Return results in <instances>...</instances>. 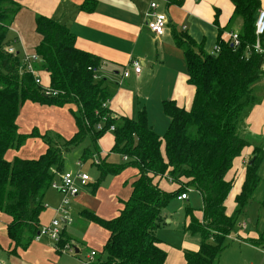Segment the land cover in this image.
Wrapping results in <instances>:
<instances>
[{"label": "trees", "instance_id": "trees-1", "mask_svg": "<svg viewBox=\"0 0 264 264\" xmlns=\"http://www.w3.org/2000/svg\"><path fill=\"white\" fill-rule=\"evenodd\" d=\"M179 4L180 0H165ZM241 25L236 32L239 45L217 41L218 54H207L188 36L173 34L186 61L187 83L193 88L189 109L175 103H163L169 119L166 132L159 136L144 120L113 118L107 107L110 90L98 70L101 60L75 47V37L58 19L38 15L35 33L40 42L36 53L40 62L36 69L48 76L49 87L56 96H45L30 74H20L21 57L17 38H8L9 28L21 5L16 0H0V215L6 219L5 234L13 243L12 253L24 251L33 242L40 224L43 197L53 181L54 170L63 165L62 150L71 149L85 139L98 154L97 141L114 127V144L110 153L121 157L118 164L100 160L96 165L104 176H115L126 168L135 169L129 197L122 202L118 215L103 219L82 211L89 222L107 233V240L97 257V264H164L166 250L156 236L163 223V209L171 199L196 191L202 199L200 218L186 210L189 219L183 230L200 236L196 251L183 252L185 264H218L225 239L236 231L239 218L252 202L260 182L257 174L264 159V149L254 147L244 166V181L235 197V210L225 213V199L233 180L227 179L236 158L250 144L239 135L247 113L257 99L253 84L263 75L264 55L254 51V25L259 0H230ZM96 0H84L81 10L92 11ZM13 48L15 52H7ZM61 107L70 110L76 131L63 148L48 144L37 159L5 160L7 151L18 147L31 134H20L17 119L27 104ZM97 125H101L97 129ZM94 158L87 152L84 158ZM126 159H123V158ZM254 157L253 162L248 165ZM167 180V181H166ZM166 181L174 186L166 191ZM62 235V234H61ZM247 242L264 246V232ZM60 241L59 247H63Z\"/></svg>", "mask_w": 264, "mask_h": 264}, {"label": "crops", "instance_id": "crops-1", "mask_svg": "<svg viewBox=\"0 0 264 264\" xmlns=\"http://www.w3.org/2000/svg\"><path fill=\"white\" fill-rule=\"evenodd\" d=\"M16 1L21 5V10L15 16L9 32L11 37L17 38L15 50L18 53H34L40 42V37L34 30L36 16L43 15L58 19L74 35V44L77 49L92 54L101 60V67L97 75L104 80L110 90L111 98L106 107L111 117L137 120L140 115H143L149 127L159 136L166 132L169 122L163 111V103L170 101L179 108L189 109L193 98V88L187 83L185 57L182 49L177 46L173 34L188 36L201 46L205 53L212 54L218 40L227 42L225 40L226 34L237 32L240 27V22L231 19L234 7L230 0H180L177 5L169 4L165 0H158L157 12L165 14L167 17L164 32L160 36L150 33L146 26L148 20L146 14L149 11L151 0H96L92 11L80 9L84 0ZM259 3V9L264 10V0H259ZM261 47L264 50V41L261 43ZM132 60L140 62L141 72L139 74H135L129 67ZM262 69L263 75L253 84V92L257 102L247 113L243 125L239 129L240 137L247 141L250 146L242 150L240 157L236 158L227 175V179H232L233 184L224 202L226 215H231L234 212V200L244 181L242 163L245 160L248 161L254 147L258 146L264 149V65ZM125 72L128 73V76L123 78ZM40 77L44 85H49L48 76L45 72L40 71ZM71 118L65 120L66 137L72 136L76 131L74 121L73 125L71 123ZM106 134H109L110 138ZM100 139H103L105 145H109L108 149L99 147ZM113 144L112 132L106 131L97 141L98 158L95 160L99 162L106 159L111 154ZM64 172L70 171L63 169V165L60 170L53 169L52 182L58 183L60 175ZM257 174L260 182L252 195V202L248 205L254 206L255 211L260 208L264 200V159L258 167ZM166 181H161L160 186L166 191H172L174 186ZM88 185L87 183L85 186L79 187V192L77 196L72 198V201L78 198L80 190ZM52 190H48L43 197V210L40 217H46L39 221L40 227L48 224L50 219L57 217L56 210L60 205L61 196ZM192 196H187V200L184 202H192V198H194ZM107 198L109 197L104 199ZM174 199L182 202L177 198ZM78 200L80 203L83 202L80 205L84 207L79 214L83 226H87L96 233L99 231L92 229L95 224L84 218L81 212L91 211L100 218L113 219L118 215L120 209V204L117 202L116 205L108 207L100 201L99 205L92 208L90 207L92 204L84 201L83 198ZM70 212L69 210L68 224L65 225L64 219L60 217L62 219V234L63 232L65 234L66 226L73 224ZM261 212H263V217L259 218L260 220H256V216L251 220L248 219V228L244 226L240 230L241 232L245 230L243 236L241 237L240 231L237 230L240 239H232L231 242H237L239 246H244L245 249L257 250L259 246L247 241L257 239L264 232V211ZM244 215L245 213H243ZM243 216L238 221L245 220L246 218ZM163 218L165 219L166 215ZM257 221L261 222L256 228ZM5 224L6 219L0 215V264H44L47 261H52L51 264H66L65 257L58 258V255L63 256L61 251L64 246L72 247L70 239H65L61 235V241L64 244L63 247H59L60 250H57L49 240L41 238L36 241L33 239L34 243L32 242L27 249L24 251L18 249L16 253H12L13 243L5 234ZM106 236L108 235L101 233L103 241L101 242V249L107 240ZM157 238L162 242L164 249H170L168 244L164 243L158 236ZM186 240L193 247V250L187 251L198 250L200 239L186 238ZM73 249L75 253H78L77 248L74 247ZM101 249L95 248L91 251H97L96 253L101 254ZM245 252L249 253L250 251ZM232 263L244 264L242 261ZM164 264H185L183 253L176 256L171 252L168 254L166 251Z\"/></svg>", "mask_w": 264, "mask_h": 264}, {"label": "rangeland", "instance_id": "rangeland-1", "mask_svg": "<svg viewBox=\"0 0 264 264\" xmlns=\"http://www.w3.org/2000/svg\"><path fill=\"white\" fill-rule=\"evenodd\" d=\"M154 1L157 3L158 0ZM235 21L240 22L241 25V21L237 17L235 18ZM10 37L11 34L10 32H8V38ZM14 47L16 48V46ZM69 109H72L73 111L76 110L74 105L55 107L27 103L21 109V112L17 119L18 131L20 134H31L33 131H35V134L26 138L18 147L7 151L5 160L11 161L14 158L28 160L37 159L41 154H44L48 144L50 143L51 145L56 144L57 147L63 148V143L71 138V135L68 137H66L65 135V120H68L69 117L71 118ZM70 120L73 125L72 118ZM106 136L110 138L109 134H106ZM88 145L89 140L85 139L82 143H79V145L74 146L67 151H65V149L62 150L63 169L73 173L79 171L80 173L87 175L89 178V185L80 190L79 197L74 201H72V199L69 200L68 209L71 211L70 216L73 220V224L70 226H66L65 234L64 232L62 234L61 223L60 232L65 237V239L71 240L72 245L71 250L64 249L61 251V254H63V256L58 255V258L65 257L66 264H69L68 262H71L73 264H86L89 252L91 250H95V248L98 250L101 249V242H103L101 239V233L108 235L105 230L98 228L96 225L92 226V229L99 231L98 233L90 230L89 228H87V226H83L84 224L79 218V214L80 210L84 207H81L80 204H83V202L80 203L78 199L83 198L84 201L92 204L90 206L92 208H95V206L99 205L100 201L103 202L104 206L108 207H112V205L114 204L116 205L117 202L120 204L119 208H121L122 202L129 197L131 182L134 180L136 173L135 169L126 168L118 175L104 176L100 169L94 164V160L98 158L95 149L93 147H89ZM99 147L106 150L108 149L109 145H105L103 139H100ZM87 152L95 154L96 157H89V159L84 158L85 160H83L82 157ZM120 162L121 157L114 153L109 154V156H107V158L105 159V163L118 164ZM245 162L246 160L242 163L243 167L245 166ZM51 190L52 189L49 188V191ZM186 194L187 196L193 195L192 197L194 198H192V202H178L175 199H171L166 208L162 211L163 217L166 215V218L163 219V223H161L159 228H157L155 231L156 235L161 240H163L164 243L168 244V247H170L169 250L165 249L168 254H170L171 252L176 256L183 253L184 250H193V247H191L186 238H189L191 240H193L194 238L200 239L196 234L186 233L183 230V227L189 221V219L185 215L186 210H192L194 216L200 218L203 207L202 199L201 196L192 189H187ZM106 197L109 198L104 199ZM253 209L254 206H248L246 208V210L244 211V216L246 219L238 221L236 225V231L234 233H231L225 239V244H227L228 246H226V248H224V250L222 251L218 260L219 264H234L232 262L237 261H242V263L244 264H264V246L257 247V250H250L245 249L244 246H239L237 242H231L233 240L240 239L239 237L235 239L236 235H238L237 230H242L244 226L248 228V219L251 220L256 216V220H260L263 217V212L261 211H264V200L262 201L261 206L257 211H255L256 208L254 210ZM43 217L46 216H39V221H41ZM51 221L52 219L48 221V224H44L42 226H48ZM260 222L261 221L256 222L258 223L257 226H255L256 228L259 226ZM244 231L245 230H243V232L240 231L241 237L243 236ZM42 239L48 240L45 237H43ZM74 247L77 248L78 253L74 252ZM243 250L250 252L244 253ZM96 255L98 257L99 253H96ZM51 263L52 261H47V263L45 262L44 264Z\"/></svg>", "mask_w": 264, "mask_h": 264}, {"label": "built area", "instance_id": "built-area-1", "mask_svg": "<svg viewBox=\"0 0 264 264\" xmlns=\"http://www.w3.org/2000/svg\"><path fill=\"white\" fill-rule=\"evenodd\" d=\"M157 3L154 0H151L149 4V11L146 14L147 17V29L155 36H160L163 34L167 17L165 14H160L157 12ZM254 35H255V43L253 45V49L256 53L264 55V50L261 47V43L264 41V10H259L257 12V17L254 25ZM225 40L230 43L233 48L238 47L239 39L236 32H229L226 34ZM8 53L13 54L15 50L13 48H9L7 50ZM219 53L218 45L215 46L213 54ZM21 57V66L19 68L20 74H30L33 78V81L36 85L41 87L42 93L45 96H56L57 92L50 89L49 85H44L42 83V79L40 77V71L35 67L40 62V58L36 53H20ZM129 67L135 74H139L141 72L140 62L137 60H132L129 63ZM128 73L123 74V78H126ZM107 103L103 104L102 107H106ZM97 129L101 128V125L96 126ZM114 127L110 126L108 131L113 132ZM123 159H126L125 157ZM94 163H98V161H94ZM89 182V178L87 175L80 173L79 171L76 173L64 172L60 175V180L58 183L52 182L50 188L55 190L61 196L60 205L56 210L57 217L53 218L51 223L43 227L39 228L37 235L34 237L36 241H39L41 238H47L57 250L59 249V243L61 241V220L64 219L65 225L69 223L68 215H69V200L73 197L77 196L79 192V187L85 186ZM177 199L179 201L187 200V194H180ZM59 216V217H58ZM60 217L62 219H60ZM238 238L236 235L235 239ZM64 249L71 250V246L66 245ZM86 264H97L96 261V252L90 251L87 256Z\"/></svg>", "mask_w": 264, "mask_h": 264}, {"label": "water", "instance_id": "water-1", "mask_svg": "<svg viewBox=\"0 0 264 264\" xmlns=\"http://www.w3.org/2000/svg\"><path fill=\"white\" fill-rule=\"evenodd\" d=\"M254 160V157L251 159V161H249L248 165H250Z\"/></svg>", "mask_w": 264, "mask_h": 264}]
</instances>
